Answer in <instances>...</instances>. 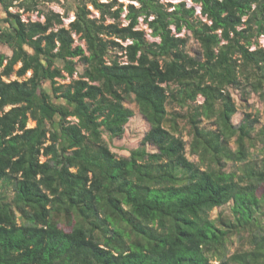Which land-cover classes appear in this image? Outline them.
Segmentation results:
<instances>
[{"label": "trees", "instance_id": "1", "mask_svg": "<svg viewBox=\"0 0 264 264\" xmlns=\"http://www.w3.org/2000/svg\"><path fill=\"white\" fill-rule=\"evenodd\" d=\"M46 1L0 0V264H264V124L229 92L264 102V0Z\"/></svg>", "mask_w": 264, "mask_h": 264}, {"label": "rangeland", "instance_id": "2", "mask_svg": "<svg viewBox=\"0 0 264 264\" xmlns=\"http://www.w3.org/2000/svg\"><path fill=\"white\" fill-rule=\"evenodd\" d=\"M120 2L127 3V0H119ZM180 1H186L187 4L191 5L190 0H171L172 3H177ZM41 9L44 11L50 10L56 13H60L61 15L67 14V18L64 19L65 23L67 24L69 21H71L74 18L73 13V0H48L44 4H41ZM0 8V18L2 16ZM10 11L15 13L18 11L17 8H10ZM30 17L32 20H38L36 17V14H27L24 13L22 15V18L26 21ZM39 20L43 21L44 18L41 17ZM0 24H2L0 20ZM142 29L146 31V33H149V30L144 26L140 25ZM148 40H152L150 36H147ZM260 39V38H259ZM260 39L259 42L262 47H264V42H261ZM187 50L191 53L197 52L199 50V45L192 39L188 42ZM0 52L4 53L6 55H10V50L5 46H0ZM79 72L82 70L79 66L78 68ZM16 79L15 75H12L11 78ZM229 92L231 93L236 106H237V112L235 115L232 116L231 122L234 126H239L242 124L243 120L245 119L246 114H251L252 116L258 118L259 125L258 127L262 126L264 124V102L259 97L258 94L250 93L247 95L248 90L245 91L244 86H241L240 88H229ZM203 99L201 97L198 98V103H202ZM127 107H129L133 112V117L130 118L128 123L125 126L124 134L121 138H109L107 135L104 136L105 141L109 145L112 152H114L118 157H127L129 155V151L135 148H138L143 136L149 129V125L144 120V118L139 114L137 107L133 103H128ZM169 111L171 112L173 109L171 106H168ZM178 110V109H177ZM176 110V111H177ZM207 123V122H206ZM204 122L203 127L205 128H214L212 125V121L210 124H206ZM34 123L32 121L28 122V127H33ZM182 136L185 141H189V137L187 134L186 128L182 129ZM148 151H153L154 148L150 145L147 146ZM187 157L189 160L193 162H197L198 159L194 156L189 155L187 150ZM260 159V158H259ZM43 160V159H42ZM238 168L237 164H227V171L235 170ZM2 192H6L8 194H11V188L8 186H5L3 183L0 184V194ZM231 204L225 205L223 207L215 208L211 212V217L215 218L219 213L223 214H229L230 213ZM235 240V238H233ZM239 246V243L233 242V244L230 246V251L232 252L235 250L236 247Z\"/></svg>", "mask_w": 264, "mask_h": 264}, {"label": "built area", "instance_id": "3", "mask_svg": "<svg viewBox=\"0 0 264 264\" xmlns=\"http://www.w3.org/2000/svg\"><path fill=\"white\" fill-rule=\"evenodd\" d=\"M260 39L262 40L261 42H264V37H263V36H261ZM260 39H259V40H260Z\"/></svg>", "mask_w": 264, "mask_h": 264}]
</instances>
